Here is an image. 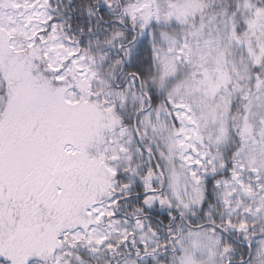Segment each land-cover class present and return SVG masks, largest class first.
<instances>
[{
	"label": "snow or ice",
	"instance_id": "snow-or-ice-1",
	"mask_svg": "<svg viewBox=\"0 0 264 264\" xmlns=\"http://www.w3.org/2000/svg\"><path fill=\"white\" fill-rule=\"evenodd\" d=\"M0 264H264V0H0Z\"/></svg>",
	"mask_w": 264,
	"mask_h": 264
}]
</instances>
